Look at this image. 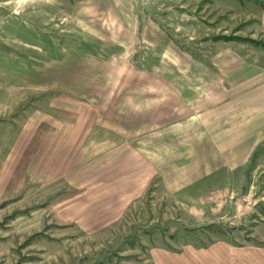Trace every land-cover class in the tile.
Wrapping results in <instances>:
<instances>
[{"label": "rangeland", "instance_id": "1", "mask_svg": "<svg viewBox=\"0 0 264 264\" xmlns=\"http://www.w3.org/2000/svg\"><path fill=\"white\" fill-rule=\"evenodd\" d=\"M238 60L264 69V0H0V264H206L221 242H263L264 154L238 172L244 186L214 188L203 204L163 190L172 180L179 194L191 179L163 166L142 200L95 226L73 205L97 194L78 186L96 167L32 180L16 153V141L31 138L28 121L40 124L36 141L47 127L39 117L61 114L58 102L75 101L101 140L108 126L124 127L120 111L138 94L131 84H160L166 106L183 114L193 92L184 90ZM164 84L176 85V101ZM143 94L147 109L153 92ZM146 116L129 128L152 134Z\"/></svg>", "mask_w": 264, "mask_h": 264}, {"label": "crops", "instance_id": "2", "mask_svg": "<svg viewBox=\"0 0 264 264\" xmlns=\"http://www.w3.org/2000/svg\"><path fill=\"white\" fill-rule=\"evenodd\" d=\"M239 62L227 72L220 68H214L215 72L208 70L198 85L183 89L193 91L182 98L183 114L176 105L166 106L160 84L156 87L131 84L138 94L136 99H127V107L120 111L121 116L127 117L121 119L124 127L113 130V126H108L101 140L97 139L96 122L82 113L75 101L58 102L61 114L39 117L40 127L44 123L47 127L36 141H33V128L40 124H33L32 120L26 125L31 126V133L27 134L31 138L16 141V153L24 155L25 173L32 180L54 182L72 172L81 173L82 166L96 167L98 171L78 186L86 183L96 188L97 194H90L73 205L80 221L92 214L89 218L95 226L100 225L99 219L112 218L114 212L127 210L128 205L142 200L163 166L184 171L185 177L191 178L179 194L176 183L162 181L163 190H168L175 200L185 197L186 201L203 204L208 202L204 197L213 193L214 188L219 193L217 190L224 186H244L238 182L241 179H236L238 172L248 169L251 158L264 154V69L247 68ZM164 86L176 101V85ZM145 91L153 92V103L148 110L143 103ZM139 116H146L153 124L152 134L129 128V124L140 122ZM148 135H152L151 143ZM180 162H184L183 168L179 167ZM219 180L223 183L216 184ZM231 192L235 193L236 189L224 191L223 195ZM196 209L199 213V207ZM260 242L245 246L221 242L207 249L209 261L205 263L264 264V240Z\"/></svg>", "mask_w": 264, "mask_h": 264}]
</instances>
